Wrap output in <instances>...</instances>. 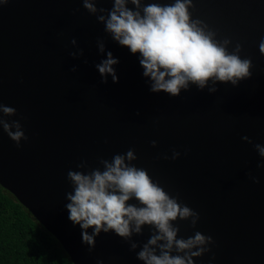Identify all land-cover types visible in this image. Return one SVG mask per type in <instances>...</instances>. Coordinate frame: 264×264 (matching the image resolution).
<instances>
[{
	"label": "water",
	"instance_id": "obj_1",
	"mask_svg": "<svg viewBox=\"0 0 264 264\" xmlns=\"http://www.w3.org/2000/svg\"><path fill=\"white\" fill-rule=\"evenodd\" d=\"M97 6L111 8V0ZM189 11L215 39L228 38L229 51L241 45V58L252 61L250 77L236 86L217 82L214 93L195 85L175 97L150 92L136 54L114 42L82 0L0 5V103L16 109L7 119H19L28 136L18 148L0 128V186L56 239L71 264H143L135 257L139 245L130 251L111 231L95 237L89 251L64 207L72 190L69 169L84 171L76 167L82 160L98 167L99 157L110 160L129 148L133 164L199 214L194 227L173 221L178 236L197 230L212 236L209 252L193 258L196 264H207L213 253V264H264V168L256 167L262 158L253 147L264 144V54L258 47L264 0H193ZM98 37L119 57L115 83L111 76L102 83L94 67L104 55ZM78 48L82 56L69 55ZM173 149L180 152L174 160ZM149 235L143 226L132 239Z\"/></svg>",
	"mask_w": 264,
	"mask_h": 264
},
{
	"label": "clouds",
	"instance_id": "obj_2",
	"mask_svg": "<svg viewBox=\"0 0 264 264\" xmlns=\"http://www.w3.org/2000/svg\"><path fill=\"white\" fill-rule=\"evenodd\" d=\"M8 0H0V5ZM193 0H172L171 3H148L143 0H111V8L97 6V0H82V6L98 22L104 32L120 46H127L129 53L136 54L150 92L161 90L169 96H179L190 85L197 90L217 91V82H230L236 86L241 79L252 75L250 57L241 58V45L229 51V39H215V33L189 11ZM131 7H130V6ZM203 25V26H202ZM75 37L71 44L76 45ZM97 51L103 53L94 64L101 82L118 81L115 65L119 57L106 50L104 40L97 38ZM259 51L264 54V36L259 40ZM72 57L83 55V49L69 52ZM86 62V61H85ZM73 65L71 71H76ZM0 128L20 147L21 140H28L19 119H7L16 115V109L0 103ZM139 114V113H137ZM24 119V117H21ZM241 139L252 143L248 136ZM154 146L155 140L150 141ZM262 158L257 168H264V144H253ZM180 156L172 150L171 159ZM164 159H169L164 154ZM136 155L132 148L116 153L111 159L98 158L100 166L89 169L85 161L77 169H69L66 179L71 191L65 193V209L73 226H79L81 243L91 251L95 237L101 232H112L128 243L129 250L137 249L136 259L143 264H196L194 257L209 252L213 244L211 235L195 231L192 235L178 236L179 225L173 221L187 220L195 226L199 214L190 208L178 195L165 190L158 179H153L147 169L132 163ZM255 183L258 177L252 176ZM135 201V202H129ZM148 226L150 235L146 241L133 240V234L143 233ZM91 229V231H89ZM215 254L207 264H213ZM96 264H104L97 259Z\"/></svg>",
	"mask_w": 264,
	"mask_h": 264
},
{
	"label": "trees",
	"instance_id": "obj_3",
	"mask_svg": "<svg viewBox=\"0 0 264 264\" xmlns=\"http://www.w3.org/2000/svg\"><path fill=\"white\" fill-rule=\"evenodd\" d=\"M0 264H71L56 239L2 186Z\"/></svg>",
	"mask_w": 264,
	"mask_h": 264
}]
</instances>
